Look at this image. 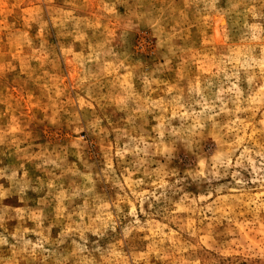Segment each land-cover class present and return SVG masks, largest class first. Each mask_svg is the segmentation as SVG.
<instances>
[{"label":"rangeland","instance_id":"rangeland-1","mask_svg":"<svg viewBox=\"0 0 264 264\" xmlns=\"http://www.w3.org/2000/svg\"><path fill=\"white\" fill-rule=\"evenodd\" d=\"M0 264H264V0H0Z\"/></svg>","mask_w":264,"mask_h":264}]
</instances>
